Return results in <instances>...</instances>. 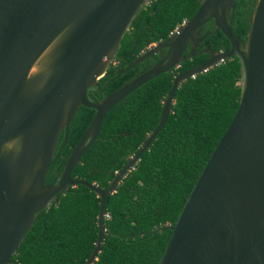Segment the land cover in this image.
Wrapping results in <instances>:
<instances>
[{
    "label": "water",
    "instance_id": "obj_1",
    "mask_svg": "<svg viewBox=\"0 0 264 264\" xmlns=\"http://www.w3.org/2000/svg\"><path fill=\"white\" fill-rule=\"evenodd\" d=\"M151 1L0 0V264H12L39 213L79 185L101 199L98 240L86 263L93 264L106 234L107 199L166 125L180 85L233 57L241 65L239 107L177 222L151 233L172 231L159 264H264V0L256 2L245 43L232 29L238 0H203L167 41L149 46L126 70L166 49L161 60L101 102L92 101L89 89L106 75L133 21ZM210 21L228 39V51L197 53L207 37L200 39V30ZM202 53L210 58L175 77L159 125L108 189L72 178L115 106ZM81 107L96 111L93 121L62 176L47 184L58 139L65 131L67 141Z\"/></svg>",
    "mask_w": 264,
    "mask_h": 264
},
{
    "label": "trees",
    "instance_id": "obj_2",
    "mask_svg": "<svg viewBox=\"0 0 264 264\" xmlns=\"http://www.w3.org/2000/svg\"><path fill=\"white\" fill-rule=\"evenodd\" d=\"M202 2L152 0L133 21L106 75L89 89V98L101 102L153 67L159 61L156 55L126 70L149 46L167 41L172 32L197 13ZM256 2H237L232 29L241 43L247 41ZM201 29L209 32L201 49L209 48L216 53L230 49L228 39L213 21ZM208 57L202 53L187 60L180 68L147 82L115 106L107 114L99 137L73 170L72 178L108 189L159 125L163 103L175 77L203 64ZM240 79L241 65L233 57L180 85L166 125L134 170L107 199L106 234L93 264H159L172 231L151 232L177 222L239 107ZM95 114L94 109L81 107L70 125L66 142L65 131L61 133L47 184L62 175L67 159ZM100 202L97 194L86 186L69 188L57 205L39 213L12 264H86L98 240Z\"/></svg>",
    "mask_w": 264,
    "mask_h": 264
},
{
    "label": "flooded vegetation",
    "instance_id": "obj_3",
    "mask_svg": "<svg viewBox=\"0 0 264 264\" xmlns=\"http://www.w3.org/2000/svg\"><path fill=\"white\" fill-rule=\"evenodd\" d=\"M208 35H209V32H208V31H207L206 33H204V32H203V29L200 30V36H199L200 39L203 38L204 36H208ZM204 39H205V38H204ZM204 39H203V40H204ZM202 42H203V41H202ZM202 42L200 43V45H199V47H198V49H197V53H199L201 50H204V49H207V50H211V51H213L212 49H209V48H203V49H201L200 47H201ZM154 45H156V44H154ZM166 53H167V50H166V49H164V50L161 49L159 52H157V53H155V54H153V55H156V56H157V58H158L157 60H161L162 56H165ZM189 54H190V47H188V48L186 49V51H185V53H184V57H187ZM205 54H207V55L209 56V57H208V59H209V58H210V54H209V53H205ZM198 55H199V54H198ZM194 58H195V57H194ZM208 59H207V60H208ZM207 60H206V61H207ZM206 61H205V62H206ZM58 140H59V139H58ZM61 176H62V175H61ZM61 176H60V177H61ZM60 177H59V178H60ZM56 178H57V177H56ZM56 178H55V179H56Z\"/></svg>",
    "mask_w": 264,
    "mask_h": 264
},
{
    "label": "built area",
    "instance_id": "obj_4",
    "mask_svg": "<svg viewBox=\"0 0 264 264\" xmlns=\"http://www.w3.org/2000/svg\"><path fill=\"white\" fill-rule=\"evenodd\" d=\"M177 29H178V28H177ZM177 29H176L174 32H172L171 35H173V34L177 31Z\"/></svg>",
    "mask_w": 264,
    "mask_h": 264
}]
</instances>
